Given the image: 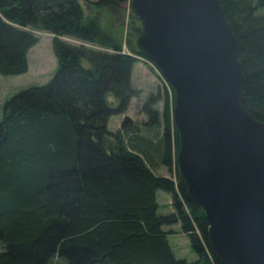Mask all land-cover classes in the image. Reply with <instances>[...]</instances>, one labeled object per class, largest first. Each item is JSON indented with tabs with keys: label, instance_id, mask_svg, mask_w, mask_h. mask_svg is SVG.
<instances>
[{
	"label": "trees",
	"instance_id": "16d2710c",
	"mask_svg": "<svg viewBox=\"0 0 264 264\" xmlns=\"http://www.w3.org/2000/svg\"><path fill=\"white\" fill-rule=\"evenodd\" d=\"M88 1L84 13L77 0H0V74L26 71L35 37L25 27L52 33L56 58L45 84L20 89L1 105L0 264H225L208 247L203 210L185 197L175 161L173 90L156 67L169 87L163 136L152 141L127 124L123 141L118 130L106 129L109 114L122 111L133 94L132 64L147 58L134 42L123 52L119 39L101 32L100 20L112 22L106 9L127 0ZM219 3L239 45L241 105L264 123V0ZM61 35L103 48L71 45ZM170 130L174 179L155 174L152 162L164 138L160 157L171 164ZM157 190L171 195L174 214H157ZM175 222L192 261L176 258L169 246L171 231L163 226Z\"/></svg>",
	"mask_w": 264,
	"mask_h": 264
},
{
	"label": "water",
	"instance_id": "95a60500",
	"mask_svg": "<svg viewBox=\"0 0 264 264\" xmlns=\"http://www.w3.org/2000/svg\"><path fill=\"white\" fill-rule=\"evenodd\" d=\"M134 44L172 87L176 167L225 264H264V123L241 103L238 41L219 0H129Z\"/></svg>",
	"mask_w": 264,
	"mask_h": 264
},
{
	"label": "rangeland",
	"instance_id": "374dc122",
	"mask_svg": "<svg viewBox=\"0 0 264 264\" xmlns=\"http://www.w3.org/2000/svg\"><path fill=\"white\" fill-rule=\"evenodd\" d=\"M77 2L83 12L88 13V9H90L89 1L77 0ZM106 12H108V14L105 17L108 21H110L109 18H112V22L108 23L105 18L100 20L101 32L108 39H119L122 51L130 53L126 43L127 41L134 42L137 32L131 27L129 0L120 4L117 10L110 7L106 9ZM135 26L139 27V23L135 22ZM25 29L31 31L32 35L35 37V41L26 52V71L15 75L0 74V117L1 105L6 98L11 97L20 89L33 85L45 84L56 69V58L52 51L53 34L40 29L26 27ZM58 38L75 46L82 44L86 48H103L67 35H61L58 36ZM129 82L133 89V94L122 111H115L109 114L106 121V129L111 133H115L118 130L121 139L125 141L123 127L130 124L132 127L136 128V133L149 137L152 141L160 139L161 136H163L165 127L164 121L161 119V113L165 96L169 95L168 85L161 80L154 69H151V67L139 57H137V60L131 66ZM109 100H112V98L110 97ZM168 138L167 144L168 148L171 150V164L168 165L165 160L161 159L163 156V148L166 144L164 138L160 141L162 145V150L160 151L161 157L160 155L156 157V152L154 151H152L151 157L155 156V159H152L155 165L153 168L155 174L169 176L174 179L173 174L175 169L171 130ZM112 139L113 138H109L107 141L112 142ZM155 199L157 202V214L164 216L174 214L175 211L169 193L157 190ZM163 228L171 231L167 236V240L176 258H184L187 261H192L196 258L195 254L190 249L187 236L180 231L178 222L164 225Z\"/></svg>",
	"mask_w": 264,
	"mask_h": 264
},
{
	"label": "built area",
	"instance_id": "2783aa9c",
	"mask_svg": "<svg viewBox=\"0 0 264 264\" xmlns=\"http://www.w3.org/2000/svg\"><path fill=\"white\" fill-rule=\"evenodd\" d=\"M141 60L144 61L145 63H147L152 69H154L157 72V74H159V72L157 71V69L155 68V66H153L152 64H150V62H148L147 59L141 58ZM158 76L161 77L160 74Z\"/></svg>",
	"mask_w": 264,
	"mask_h": 264
}]
</instances>
